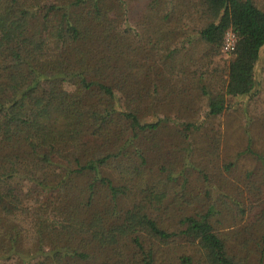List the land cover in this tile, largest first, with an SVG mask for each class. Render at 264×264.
I'll return each mask as SVG.
<instances>
[{"label":"trees","instance_id":"obj_1","mask_svg":"<svg viewBox=\"0 0 264 264\" xmlns=\"http://www.w3.org/2000/svg\"><path fill=\"white\" fill-rule=\"evenodd\" d=\"M262 4L0 0V264H264Z\"/></svg>","mask_w":264,"mask_h":264},{"label":"rangeland","instance_id":"obj_2","mask_svg":"<svg viewBox=\"0 0 264 264\" xmlns=\"http://www.w3.org/2000/svg\"><path fill=\"white\" fill-rule=\"evenodd\" d=\"M264 9V4H262ZM221 57L227 59L230 55H224L221 51ZM262 66L264 67V54L261 60ZM264 70L262 71V80L264 87ZM260 101L264 103V92L260 93ZM237 102L236 99H230L227 107H224L223 113L220 116L223 136L220 146V158L222 161L228 160L229 158L236 156L237 153L242 151L243 143L242 136L245 137V126L242 125L244 123V119L234 110V103ZM230 105V106H229ZM245 139V138H244Z\"/></svg>","mask_w":264,"mask_h":264},{"label":"built area","instance_id":"obj_3","mask_svg":"<svg viewBox=\"0 0 264 264\" xmlns=\"http://www.w3.org/2000/svg\"><path fill=\"white\" fill-rule=\"evenodd\" d=\"M236 42V36L234 32L231 29H228L225 32L224 38H223V44L221 47V52L224 55H230L232 51L234 50Z\"/></svg>","mask_w":264,"mask_h":264}]
</instances>
